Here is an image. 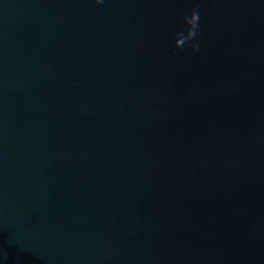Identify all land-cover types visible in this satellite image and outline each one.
Returning <instances> with one entry per match:
<instances>
[{"label":"water","instance_id":"95a60500","mask_svg":"<svg viewBox=\"0 0 264 264\" xmlns=\"http://www.w3.org/2000/svg\"><path fill=\"white\" fill-rule=\"evenodd\" d=\"M0 264H264V0H0Z\"/></svg>","mask_w":264,"mask_h":264}]
</instances>
